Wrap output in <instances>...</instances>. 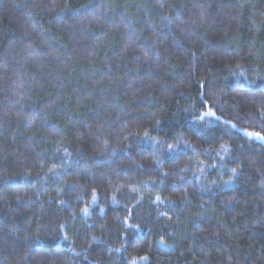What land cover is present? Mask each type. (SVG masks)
<instances>
[{"label": "trees", "instance_id": "trees-1", "mask_svg": "<svg viewBox=\"0 0 264 264\" xmlns=\"http://www.w3.org/2000/svg\"><path fill=\"white\" fill-rule=\"evenodd\" d=\"M0 264H264V0H0Z\"/></svg>", "mask_w": 264, "mask_h": 264}, {"label": "snow or ice", "instance_id": "snow-or-ice-1", "mask_svg": "<svg viewBox=\"0 0 264 264\" xmlns=\"http://www.w3.org/2000/svg\"><path fill=\"white\" fill-rule=\"evenodd\" d=\"M250 135H256V134H251V133H250Z\"/></svg>", "mask_w": 264, "mask_h": 264}]
</instances>
